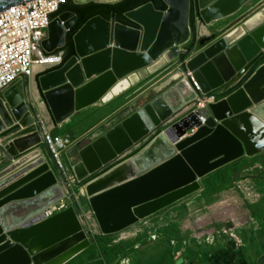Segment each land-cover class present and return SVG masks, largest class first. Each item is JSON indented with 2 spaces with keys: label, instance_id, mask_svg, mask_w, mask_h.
Returning a JSON list of instances; mask_svg holds the SVG:
<instances>
[{
  "label": "water",
  "instance_id": "obj_1",
  "mask_svg": "<svg viewBox=\"0 0 264 264\" xmlns=\"http://www.w3.org/2000/svg\"><path fill=\"white\" fill-rule=\"evenodd\" d=\"M35 1L38 0H0V12ZM123 1L77 0L74 4L116 5ZM161 1L167 7L165 12L157 11L150 3L125 15L138 28L124 26L114 19L90 20L73 38L75 56L59 69L35 79L52 127L61 126L75 113L97 105L117 80L144 70L166 53L171 57L188 54L182 50L185 46L178 51L174 49L177 43L169 42L175 41L178 34V1ZM247 1L197 0L200 20L196 29L201 52L186 62L184 78L80 151V161L72 167V175L78 185L86 187L137 156L144 160L139 172L119 171L89 190L87 198L101 232L97 236L115 237L132 229L140 223L133 218L128 221L133 207L158 200L196 181L189 171H183L185 164L198 168L199 183L217 170L264 153V123L250 112L264 96L254 99L246 89L264 67V22L233 42H228V33L247 23L248 16L222 38L217 39L212 33L201 35L202 28L235 16ZM207 6L211 7L208 11L204 10ZM184 7L190 43L191 0H184ZM145 8H150L157 18L150 40H146L149 32L144 26L131 18ZM97 20L114 30L120 28L122 35L132 32L136 37L129 44L119 45L113 35L116 48L102 53L103 44H79L77 38ZM76 23L77 16L71 12L54 18L48 39L42 45L44 52L51 55L63 50ZM51 90L54 93L49 96ZM219 91H223L221 96H228L216 104L195 109ZM204 128L213 135L181 154L172 151L171 146L179 145L189 135L197 138L196 131ZM45 134V126L30 99L28 82L20 81L0 94V159L3 155L5 162L0 166V264H66L94 244L74 208L49 219L44 215L64 201L66 193L70 194L66 181L51 170ZM217 139L234 146L233 154L226 160L216 152ZM161 144L165 146L160 147ZM157 148L159 151L154 152ZM209 154L215 168L202 174L200 159ZM114 181L117 184L109 186Z\"/></svg>",
  "mask_w": 264,
  "mask_h": 264
},
{
  "label": "rangeland",
  "instance_id": "obj_2",
  "mask_svg": "<svg viewBox=\"0 0 264 264\" xmlns=\"http://www.w3.org/2000/svg\"><path fill=\"white\" fill-rule=\"evenodd\" d=\"M259 13H264V0H248L235 16L213 24L207 31L214 34L217 39L222 38L243 18L248 16L247 21ZM195 36V39L192 37L191 42L182 49L188 52L191 44L195 43L192 51L185 55L184 62L179 54L172 57V61H164L163 65L153 72L144 70L137 73L138 80L119 97L106 104L100 103L88 108L85 112L89 113L88 117L80 121H76L78 118H75L76 120H72V123L64 128V131H59L57 126L55 127L53 134L60 136L66 144V148L62 152V159L65 169L68 170V176L73 177L72 167L80 161L79 153L83 148L90 145L95 138L104 136L108 131L120 125L140 108L148 105L184 78L186 62L201 52L198 47L200 38L197 29ZM221 93L223 91L217 92L216 96ZM102 119L105 121L97 130L81 137ZM46 155L49 156L51 170L60 179L62 176L56 170L48 151H46ZM207 179L208 177L198 183L199 190L197 192L138 223L124 234L113 237L114 244L120 246L123 255L131 253L138 245L141 248L156 243L158 248L175 249L177 256V252L180 253L181 250H185L186 254L188 245L194 246L198 243H207L210 240L217 242L220 238L227 237L235 228V224L243 226L247 224L249 222L246 216L247 207L254 205L258 199L254 187L242 180L243 183L236 184L232 189L212 195L207 189ZM85 187H80L78 184L73 185L68 209L74 208L84 220L85 231L91 241H94L101 232L96 220L90 215L93 212L88 198L84 194Z\"/></svg>",
  "mask_w": 264,
  "mask_h": 264
},
{
  "label": "bare ground",
  "instance_id": "obj_3",
  "mask_svg": "<svg viewBox=\"0 0 264 264\" xmlns=\"http://www.w3.org/2000/svg\"><path fill=\"white\" fill-rule=\"evenodd\" d=\"M83 1H87V0H78V2H83ZM94 1L113 3L119 0H94ZM168 1H172V0H168ZM177 1L179 3V14L175 18V23L178 25L179 29L177 31L178 34L176 36V40L173 41L169 39V42L177 43L174 49H178L179 51L180 49H182L183 46H186L190 40L185 30L186 13H185V7H184V0H177ZM210 8L211 7L207 6L205 7L204 10L208 11L210 10ZM131 18L135 21H138L144 26L145 31L149 32V35L146 38V40L148 39L150 40L153 37V32H154L152 28L156 24V21H157V18L155 17L154 12L150 8H145L131 15ZM262 22H264V13H259L256 17L249 19L248 22L245 23L243 26H238L233 31L228 33L229 34L228 42L236 41L239 38L245 36L249 31H251L256 26L260 25ZM215 23H218V22L216 21L213 23H209L210 24L209 27H211ZM207 29H208L207 27L202 28L201 35L208 36L209 33ZM120 31H121L120 28H118L117 30H114L112 26L102 21H99V20L93 21L86 27L83 33L77 38V42L79 44L84 43V42L86 43L87 42H92V43L97 42L99 44H103V48L100 50V53H102V52L113 50L116 48L115 42L113 43V40H112L113 35H114L115 41L119 45L129 44V40H134L136 37L135 34L132 32H127L128 34L127 36V35H122ZM109 36H110V40H109ZM128 52H131V51H128ZM164 61H172V57L169 53H166L164 56L160 57L157 61H153L150 65H147V67H145L144 70H150L151 72H153L159 69L163 65ZM195 66L196 64L193 65L191 69H193ZM144 70L142 69L139 72H142ZM139 72L130 74L129 76L123 79L117 80L116 84L110 89L108 93H106L101 98L98 104L100 103L106 104L108 102H111L115 98L119 97L120 95L128 91L133 86V84L138 80V76L136 74ZM45 81L46 80H43V82ZM246 89H249L248 95H250L254 99H257V98L263 99V96H264V67L258 72L257 76L254 77V79L250 82V84L247 86ZM53 93L54 91L48 92V95L51 96L53 95ZM30 99L38 113L39 118L43 122L45 129L51 132L53 127L49 121V117L45 110L44 104L39 98V95L36 90V85H33L32 89L30 87ZM206 106H207V103L201 104L202 108ZM250 112L264 123V100L260 104L251 108ZM76 114L77 113H75L73 116H75ZM195 135H197L196 136L197 138L188 136L185 139H183L179 145L171 146L172 151L175 152L176 154H179V153L181 154L193 148L194 145H197L195 143L202 141L206 137L212 136L213 132L204 128L203 130L196 131ZM218 140L219 139H217V148H216L217 151L216 152L221 153L222 158H225L226 160L231 156V154H233L234 151H231V150L234 149V146L232 145L231 142H227L223 139L219 141ZM163 141L165 144L168 143L166 138H164ZM182 144L183 146H181ZM164 146H165L164 144L160 145V147H164ZM157 151H159L158 148L154 150V152H157ZM193 157H196V156L193 155ZM161 158H164V157L161 156ZM210 158H213V157L210 156L209 154L205 156L203 159H200L201 164H200L199 170L200 172H202V174L208 171L210 172L211 170H213V168H215V165H214L215 161H210ZM143 161H144L143 158L137 156L134 159L124 163L123 165L119 166L117 169H115L113 172H111L104 178L94 181L93 183L88 185L86 188H84V191H85L84 194L86 196H89V193H90L89 190L101 184L110 175L115 174L119 171H131V172H136V173L139 172V168L142 169V165L140 162H143ZM212 165L214 166L212 167ZM182 169L184 172L189 171L192 177H194L196 181H191L184 186L176 188L175 190L169 192L168 194L163 195L158 200L150 201L146 204L133 207L131 211H129L128 221H131L129 220L130 218H133L139 222L145 221L149 219L150 217L163 211L164 209H167L168 207L188 197L189 195L197 192L199 190L198 180L200 178L198 175V168H195L194 166H190L189 164H185L183 165ZM126 178L127 176H123V179H126ZM114 184H117V181L112 182L109 186L114 185ZM90 215L93 216L94 214L91 213ZM124 233L125 232H123L122 234Z\"/></svg>",
  "mask_w": 264,
  "mask_h": 264
},
{
  "label": "built area",
  "instance_id": "obj_4",
  "mask_svg": "<svg viewBox=\"0 0 264 264\" xmlns=\"http://www.w3.org/2000/svg\"><path fill=\"white\" fill-rule=\"evenodd\" d=\"M69 0H38L0 12V94L20 81L34 82L38 77L63 66L64 54H47L42 45L48 39V29L56 18L60 8ZM196 18V23L199 22ZM216 94L207 105L221 100ZM203 103V104H206ZM197 105L195 109L201 107ZM55 128L45 129L44 144L50 154L61 180L66 181L69 191L78 183L68 176V170L62 159L66 148L64 140L54 135ZM80 186V185H79ZM72 196L66 193V199L45 212L47 219L68 209Z\"/></svg>",
  "mask_w": 264,
  "mask_h": 264
},
{
  "label": "crops",
  "instance_id": "obj_5",
  "mask_svg": "<svg viewBox=\"0 0 264 264\" xmlns=\"http://www.w3.org/2000/svg\"><path fill=\"white\" fill-rule=\"evenodd\" d=\"M29 85L32 89L35 83L32 81ZM86 111L87 109L77 113L62 126H57V129L64 131V128L72 123V120H76L75 118H78L76 121H80L88 117L89 113H85ZM104 121L100 120L81 137L93 133ZM3 159L4 156L1 155L0 166L5 163ZM254 159V166L243 172L232 186L243 183V180L247 184L250 183L257 193L256 203L247 207L246 216L249 221L247 224L244 226L235 224V228L231 230L230 234L220 238L217 242L210 240L207 243H198L194 246L188 245L186 254L185 250H181L180 253L177 252L176 256L175 249L158 248L156 243H151L141 248L138 245L134 251L125 256H119L111 264H177L180 260H182L180 264H264V153ZM152 247L156 248L151 249ZM66 264H104V262L97 247L92 245Z\"/></svg>",
  "mask_w": 264,
  "mask_h": 264
},
{
  "label": "trees",
  "instance_id": "obj_6",
  "mask_svg": "<svg viewBox=\"0 0 264 264\" xmlns=\"http://www.w3.org/2000/svg\"><path fill=\"white\" fill-rule=\"evenodd\" d=\"M75 0H69L64 6H62L57 16L71 12L77 16V23L67 36L66 47L59 51L64 54L63 64L67 63L75 56V47L73 38L74 36L85 26L90 20L101 17L106 21L115 20L117 23L124 26L138 28L135 24L131 23L125 18V15L133 12L147 4H153L157 11L165 12L167 10L166 5L161 0H124L116 5H104L92 3L85 6H76ZM56 16V17H57ZM196 18H199L197 0H191V14H190V27L193 37L196 35ZM200 19V18H199ZM194 42L191 44L188 52L190 53L194 48ZM186 60V56L182 57V62ZM227 95L218 97V100H222ZM257 158V157H255ZM255 164V159L243 158L225 168L210 175L206 181L207 189L212 195L221 194L224 191L232 188L233 184L237 182L239 176L243 172L252 168ZM80 185V187H83ZM94 244L100 254L104 264H111L116 261L119 256H122L120 246L114 244L113 237H101L97 236L94 239ZM125 256V255H123Z\"/></svg>",
  "mask_w": 264,
  "mask_h": 264
}]
</instances>
